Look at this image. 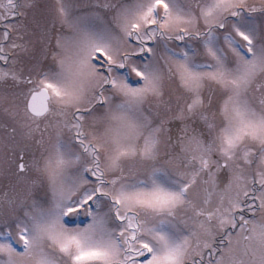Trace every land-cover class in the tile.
Returning <instances> with one entry per match:
<instances>
[{
	"label": "snow or ice",
	"instance_id": "6c2138e0",
	"mask_svg": "<svg viewBox=\"0 0 264 264\" xmlns=\"http://www.w3.org/2000/svg\"><path fill=\"white\" fill-rule=\"evenodd\" d=\"M0 264H264V0H0Z\"/></svg>",
	"mask_w": 264,
	"mask_h": 264
}]
</instances>
